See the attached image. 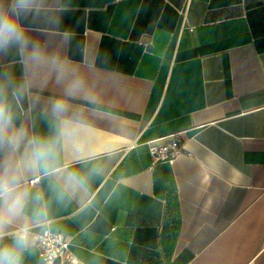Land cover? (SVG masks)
Returning <instances> with one entry per match:
<instances>
[{
	"label": "crops",
	"instance_id": "obj_1",
	"mask_svg": "<svg viewBox=\"0 0 264 264\" xmlns=\"http://www.w3.org/2000/svg\"><path fill=\"white\" fill-rule=\"evenodd\" d=\"M18 23L0 84L15 127L59 146L56 175L21 168L5 243L49 229L81 264H264V0H28ZM171 135L183 154L152 166L147 143ZM27 139L0 162L22 165ZM28 237L23 264H40Z\"/></svg>",
	"mask_w": 264,
	"mask_h": 264
},
{
	"label": "clouds",
	"instance_id": "obj_2",
	"mask_svg": "<svg viewBox=\"0 0 264 264\" xmlns=\"http://www.w3.org/2000/svg\"><path fill=\"white\" fill-rule=\"evenodd\" d=\"M27 5L28 0H11L9 10L0 12V49L10 44H27L22 27L18 23V18L25 14ZM9 86L0 84V148L15 153L27 139V134L23 129L15 127V112L9 100ZM72 91L70 89L69 94ZM11 96L19 101L22 93L13 89ZM68 110V103L63 97H57L52 103L51 111L56 117H63ZM58 146V135L34 136L27 139L22 165H17L14 160L8 158L0 162V264H23V252L29 244V237L24 232H17L9 242H4L9 225L24 213L30 198V194L21 187V168L33 175H56ZM82 183L83 178L76 171L67 172L64 176L66 188ZM64 194V191L60 192L61 199ZM34 200L42 201V194L37 193ZM45 213L46 210L41 207L37 215L43 216Z\"/></svg>",
	"mask_w": 264,
	"mask_h": 264
},
{
	"label": "built area",
	"instance_id": "obj_3",
	"mask_svg": "<svg viewBox=\"0 0 264 264\" xmlns=\"http://www.w3.org/2000/svg\"><path fill=\"white\" fill-rule=\"evenodd\" d=\"M190 30H193L190 28ZM152 157V166L157 163L174 165L176 159L183 154V146L176 135H171L147 143ZM41 176H36L28 181L30 186H37ZM32 235L38 248L40 264H81L80 259L72 251V237L63 233L46 229L42 233H31L24 227L15 231Z\"/></svg>",
	"mask_w": 264,
	"mask_h": 264
}]
</instances>
